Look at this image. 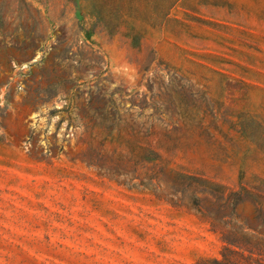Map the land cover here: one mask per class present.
<instances>
[{
    "label": "rangeland",
    "instance_id": "rangeland-1",
    "mask_svg": "<svg viewBox=\"0 0 264 264\" xmlns=\"http://www.w3.org/2000/svg\"><path fill=\"white\" fill-rule=\"evenodd\" d=\"M0 264H264V0H0Z\"/></svg>",
    "mask_w": 264,
    "mask_h": 264
}]
</instances>
